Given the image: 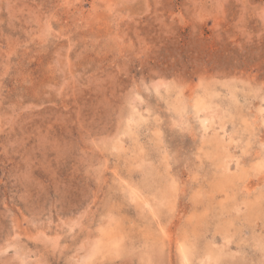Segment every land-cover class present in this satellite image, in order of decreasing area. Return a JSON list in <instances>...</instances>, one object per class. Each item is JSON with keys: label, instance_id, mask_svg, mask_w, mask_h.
<instances>
[{"label": "rangeland", "instance_id": "374dc122", "mask_svg": "<svg viewBox=\"0 0 264 264\" xmlns=\"http://www.w3.org/2000/svg\"><path fill=\"white\" fill-rule=\"evenodd\" d=\"M0 264H264V0H0Z\"/></svg>", "mask_w": 264, "mask_h": 264}]
</instances>
